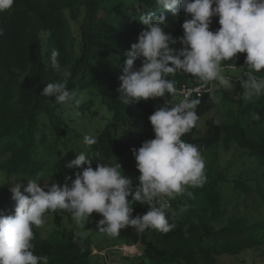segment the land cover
<instances>
[{"label": "trees", "instance_id": "1", "mask_svg": "<svg viewBox=\"0 0 264 264\" xmlns=\"http://www.w3.org/2000/svg\"><path fill=\"white\" fill-rule=\"evenodd\" d=\"M153 11L157 16H165V24L173 17L179 18V31L183 34L182 24L190 15L181 11L173 16L166 9L158 8L155 0H15L11 11L0 14V28L4 31L0 36V169L35 175L47 169L50 178L46 183L62 187L70 183L69 177L75 178L79 169L67 167L60 152L71 150L70 145H79L94 159L93 169L96 160L115 165L113 159L116 158L124 174L132 179L133 187L137 185L130 171L135 161L131 150L154 139L153 130L146 128L151 125L147 117L167 99L124 105L118 98L119 77L125 65L124 53L137 42L143 29L139 16ZM71 19L79 21L78 35ZM218 19L212 18L211 31L220 27ZM54 48L59 50L61 65L72 72L69 89L77 94L79 105H58L54 97L40 96L47 83L58 79L50 65ZM241 59L238 53L235 65H240ZM234 62L225 61L233 65ZM135 66L138 69L141 61L137 60ZM169 79L176 81L177 89L187 82L183 73ZM195 98L201 101L197 107L199 120L182 139L194 145L202 144L201 151L221 140L226 148L235 141L264 160V134H251L239 120L218 123L209 118L200 135L202 117L215 108L217 102L212 93ZM245 111L249 118L256 112L263 120L264 96L247 103ZM87 116L89 121L82 124L85 126L82 130L87 133L88 124L95 117L104 120L102 126L93 127L92 134L88 135L97 141L91 147L83 144L85 135L78 137L70 133L75 129L77 117L85 119ZM39 156L48 159L47 163L41 164ZM205 174L207 180L203 187L188 189L193 192V198L185 195L187 211L184 215L177 212L178 207L168 210L170 223L177 225L174 230L163 234L150 229L137 234L129 227L120 231L118 240L141 243L143 249L139 257L146 259L147 264H218L219 254H237L263 243L262 222L249 224L244 216L234 215L226 224H215L224 212L221 190L224 174L217 153L211 154ZM236 186L246 189L239 181ZM132 207L133 217L149 210L147 205L139 203ZM14 209L15 203L5 208L0 206V215H13ZM50 214L54 215L56 223L60 222L57 211ZM33 232L34 254L47 255L49 264H90V236L85 235L81 240L77 233L56 230L42 236L37 228Z\"/></svg>", "mask_w": 264, "mask_h": 264}, {"label": "clouds", "instance_id": "2", "mask_svg": "<svg viewBox=\"0 0 264 264\" xmlns=\"http://www.w3.org/2000/svg\"><path fill=\"white\" fill-rule=\"evenodd\" d=\"M14 3L15 0H0V14L11 11ZM155 4L173 16L183 11L190 18L182 24V47L177 50L171 47L177 39L165 32V16H157L154 11L141 14L143 29L137 42L124 53L118 88L122 104L164 98L166 94L171 97L149 116L154 139L131 150L140 173L139 183L133 187L132 179L117 162L111 165L96 160L93 169L94 159L84 151L68 163L67 167L79 170L62 187L57 183L41 187L38 179H27L26 186L15 183L11 188L16 202L14 214L0 215V264H49L47 255L34 254L33 229L43 227L45 214L57 210L70 214L77 225L89 221L94 212L100 214L99 232L111 238L129 227L137 234L150 229L167 234L177 227L167 215L169 200L182 195L193 198L188 189L203 187L207 177L201 149L182 139L197 125L201 101L193 98L191 91H185L174 102L179 92L170 76L190 75L202 89H229L233 82L223 74L222 62H234L238 53H246L247 71L237 78L243 89L242 99L254 101L264 96V76L256 75L264 73V0H155ZM213 17L219 18L220 27L215 31L210 30ZM58 57L59 50L52 49L50 65L58 79L47 83L40 96L54 97L58 105H79L77 94L69 89L72 72L61 65ZM137 60L141 61L138 69ZM251 119L260 121L262 117L253 112ZM96 143L94 137L83 138L85 146ZM135 203L147 205L149 210L133 217ZM77 236L82 240L85 234Z\"/></svg>", "mask_w": 264, "mask_h": 264}, {"label": "rangeland", "instance_id": "3", "mask_svg": "<svg viewBox=\"0 0 264 264\" xmlns=\"http://www.w3.org/2000/svg\"><path fill=\"white\" fill-rule=\"evenodd\" d=\"M135 10V8L133 9ZM83 13L79 20L82 21ZM76 35H78L79 21L71 19ZM180 20L177 17H173L165 24V32L177 39V43L171 45V47L179 50L182 45L179 43V38L183 36L179 31ZM242 59L240 65H236L237 69L233 70L228 68L223 72L226 77H230L233 82V86L229 89L222 87H215L212 94L217 102L215 108L205 114L200 122L199 129L200 135L205 131V122L207 119L212 118L216 122H228L233 120H239L240 123L255 136L259 132L264 134V119L260 121H253L249 118L245 111V105L250 101H244L242 99L243 89L240 87V82L237 79L240 75H243L247 71L245 66L246 53H241ZM223 64H227L222 62ZM258 76H264L262 74H256ZM187 81H191L193 77L184 74ZM166 99L170 100L171 97L166 94ZM179 97H176L174 102H178ZM104 111V110H103ZM78 119L74 123L75 129L71 131L72 136L83 137V135H89L93 132V127L102 126L104 120H99V117H95L92 123L88 124L89 132L83 131L85 128L82 124L87 123L88 116L85 119ZM101 121V123L99 121ZM45 122L48 119H44ZM147 123H150L149 117H147ZM80 125L81 128H80ZM98 125V126H97ZM146 128L152 129V126L146 125ZM153 130V129H152ZM64 132V128L63 131ZM250 134V133H249ZM250 134V135H251ZM252 136V135H251ZM199 148L202 144L198 143ZM71 150L62 149L60 152L61 159L64 160L65 165L75 159L77 154L83 151L79 145L69 146ZM217 153L218 161L220 163L221 171L224 174V181L221 184L222 190V203L224 212L216 225L226 224L231 216H244L249 224L255 222L264 223V160L258 155L250 154L246 148L240 147L235 141H232L228 148L225 147L223 140L214 144L210 148L201 151L205 161V168L209 164L212 153ZM10 154L5 157L9 158ZM47 157V156H46ZM40 163L46 164L45 157L39 156ZM52 159V158H51ZM114 163H120L116 158L113 159ZM131 174L134 177L136 184L139 183L138 176L139 171L136 168V161L130 168ZM50 178V172L45 169L42 174H25L21 172H9L8 168L0 169V206L5 208L12 203H16L12 199L11 188L15 183L21 182L23 186L27 185V179H38L41 187ZM239 181L246 186L244 190L242 187L236 186V182ZM23 191V187L21 188ZM171 200V207H178V213L184 215L185 211H182L187 206L186 196H178ZM60 219L58 223L54 221V215L50 213L45 214V224L41 228H37L42 236L49 235L52 231H60L66 234L83 232L85 235L90 236L92 239V250L90 257V264H147L148 261L141 256L143 245L141 243H131L118 240L117 237L111 238L107 235L99 232L101 226L98 225V221L102 216L98 213H92L89 217V221H86L83 225H77L71 218L70 214L57 210ZM218 264H264V242L248 247L237 254L222 253L217 255Z\"/></svg>", "mask_w": 264, "mask_h": 264}, {"label": "built area", "instance_id": "4", "mask_svg": "<svg viewBox=\"0 0 264 264\" xmlns=\"http://www.w3.org/2000/svg\"><path fill=\"white\" fill-rule=\"evenodd\" d=\"M222 66L224 67V71L227 70L228 68H231L233 70L237 69V67L233 66V65L223 64ZM213 90H214V88H210V89L209 88H204V89H202L200 87V84H199L198 81H187V82L183 83L181 85V87L178 88V92H179L178 97L180 99L185 91H191L193 98L202 97L203 95H205L207 93H212ZM169 203L172 205L171 200H169Z\"/></svg>", "mask_w": 264, "mask_h": 264}, {"label": "crops", "instance_id": "5", "mask_svg": "<svg viewBox=\"0 0 264 264\" xmlns=\"http://www.w3.org/2000/svg\"><path fill=\"white\" fill-rule=\"evenodd\" d=\"M194 80H196V79H194V78L191 79V81H194Z\"/></svg>", "mask_w": 264, "mask_h": 264}]
</instances>
